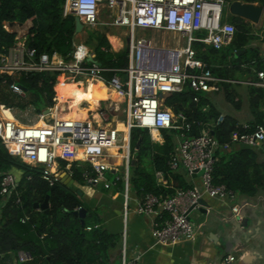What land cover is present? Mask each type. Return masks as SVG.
Masks as SVG:
<instances>
[{"label":"built area","instance_id":"built-area-1","mask_svg":"<svg viewBox=\"0 0 264 264\" xmlns=\"http://www.w3.org/2000/svg\"><path fill=\"white\" fill-rule=\"evenodd\" d=\"M103 2L112 10L115 24L129 30L127 68L109 69L90 62L95 55L84 44H76L72 58L66 61L56 53L38 55L36 49L25 45V39H18L8 55L0 56V73L58 71L66 83L103 82L126 100V119L123 121L126 130L105 124L108 119L103 114L65 118L57 107L40 115L44 122L42 126L22 124L4 117L2 110L9 112L11 109L0 106V138L12 156L32 168L42 167V177L51 186L64 184L67 175L74 179L76 169L86 187L117 190L124 198L126 210L133 202L137 214L153 218L152 237L156 244L194 242L199 227L193 223L191 215L203 207L201 200L209 198L226 202L233 213L240 216L239 195L223 184H216L213 176L217 152L228 150L230 143L220 144L204 126L196 134L194 128L202 124L189 119L184 112L175 113L166 105V98L183 92L188 86L197 103L201 95L218 90V83L227 82L216 77L211 67L197 58L193 46L202 43L221 50L232 43L236 28L224 21L225 10L230 4L227 0H66L64 15L73 14L85 25L96 26ZM138 30L175 33L180 37L179 42L186 41L185 46L157 48L151 40L139 38ZM106 73H113V76L107 79ZM259 78L258 83L245 84L264 87L263 72L259 73ZM11 89L15 94L25 95L24 90L16 85ZM223 118L221 116L219 122ZM133 128L178 132V146L171 155L170 168L185 169L191 180H195L193 176L197 180L201 173L199 185L178 188L171 197L152 193L141 197L136 193L132 195L130 133ZM231 142L261 148L264 127L258 125L252 133H234ZM20 175L9 172L5 176L1 191L4 202L16 190ZM156 180L161 186L168 184L162 172L156 173ZM125 256L122 264H139L138 258L129 261ZM30 259L27 252L18 254L21 263ZM235 259L229 256L226 262Z\"/></svg>","mask_w":264,"mask_h":264},{"label":"trees","instance_id":"trees-1","mask_svg":"<svg viewBox=\"0 0 264 264\" xmlns=\"http://www.w3.org/2000/svg\"><path fill=\"white\" fill-rule=\"evenodd\" d=\"M243 3H258L264 0H227ZM66 0H0V56L8 55L18 43L16 32L5 28L6 22H32L25 36V45L36 49L38 55L58 54L66 61L72 58L76 45V16L64 15ZM224 21L236 28L233 41L221 50L196 43L197 58L206 62L212 73L227 82L217 84L233 111L241 112L243 98L238 90L242 85L235 82L258 83L259 73H264V53L260 45V34L254 25L229 13L226 8ZM90 38L85 45L103 67L125 69L129 65L128 48L116 52L107 36L89 30ZM264 42V41H263ZM113 73H106L110 79ZM58 71L0 73V106L11 110L33 108L37 114L56 105L55 87L63 82ZM124 78L125 75L122 74ZM16 85L25 92L15 94ZM101 87V86H100ZM97 88L102 92L104 88ZM249 109L252 119L243 124L231 112H224L213 101L211 94L200 96L194 102V92L186 86L184 91L166 98V105L175 113L184 112L189 119L196 120L199 134L202 126L211 130L220 144L230 143L228 150H219L214 166V182L223 184L238 195L254 197L264 188V161L260 160L261 148L232 144L234 133H252L258 125L264 127V87L246 84ZM218 92V93H219ZM9 116L11 113L4 112ZM221 116L223 120L219 122ZM179 133L171 130L133 128L130 133L132 153L131 186L138 196L152 193L171 197L178 188L189 189L193 185L185 169L172 170L171 155L177 149ZM264 146V143L263 145ZM42 167L32 168L18 157L12 156L0 138V264H116L114 251L121 245L122 237L104 228L102 212L89 205L77 192V188L60 183L55 189L42 177ZM9 172H16L19 183L7 201H3L2 182ZM162 172L167 186L157 183L156 173ZM76 183L83 181L74 169ZM49 196V208L42 205ZM86 211L82 219L79 214ZM20 252H27L31 259L21 263ZM120 264V262H119Z\"/></svg>","mask_w":264,"mask_h":264},{"label":"crops","instance_id":"crops-1","mask_svg":"<svg viewBox=\"0 0 264 264\" xmlns=\"http://www.w3.org/2000/svg\"><path fill=\"white\" fill-rule=\"evenodd\" d=\"M254 26L260 28L259 31L264 35V17L260 24ZM31 27V21L5 23V28L8 31L16 32L18 39L21 41L25 39ZM108 38L114 51L124 50L123 41L120 38L114 35H109ZM113 39L117 40V44L113 43ZM260 41H257V45L261 46L264 53V40ZM85 81L86 83H84ZM88 82L92 84L91 92L101 95V98L99 95L97 98L99 106L100 102L104 100V90L107 86L93 80H83L80 85L85 89L86 85L84 84H88ZM238 83L245 84L246 82L241 81ZM60 84L62 82L57 84L56 87ZM72 85L73 88H76L75 83H72ZM99 87L104 88L101 93L97 91ZM73 88L69 90L70 94L67 99L65 98V103L74 96L77 97L74 101L78 99L80 91L75 93L72 91ZM74 101L71 102V105ZM82 103L88 104V102ZM248 122V120H244L243 123ZM260 152V160L264 161V146L261 147ZM193 177L195 180L188 177L192 185H199V175L197 180L196 176ZM78 189L83 192V188ZM99 191L104 190H97L88 186L87 191L83 194L93 198ZM108 192L111 201L109 198H101L104 203L102 218L104 228L107 231L119 234L122 237L120 247L113 253V259H118L120 264L123 262L124 254L129 261L138 258L139 264H264V188L254 197L239 195L237 204L241 208L240 216L233 213L228 203L206 198V205L195 210L191 215V218L193 216L196 222L194 224L199 227L196 241H185L176 245L156 244L152 237L153 218L137 214L135 211L136 205L133 202L126 210L125 201L122 202V195L117 190ZM245 219L248 220V227L243 226ZM126 229L127 233L125 234ZM229 256H234L235 261L227 263L226 258Z\"/></svg>","mask_w":264,"mask_h":264},{"label":"rangeland","instance_id":"rangeland-1","mask_svg":"<svg viewBox=\"0 0 264 264\" xmlns=\"http://www.w3.org/2000/svg\"><path fill=\"white\" fill-rule=\"evenodd\" d=\"M83 23V22H82ZM84 24V23H83ZM84 31L76 34V38H77V43L76 44H85L86 41L88 40V38H90V34H88L89 30H95L98 31L104 35L108 36L109 35H114L118 38H120L123 41V48L126 49L128 48V44H129V30L125 27H118L115 24V20L113 17V12L112 10H110L106 4V2H103L100 6V18H99V22L96 26H87L84 24ZM254 29L259 32L260 35V39L264 40V35L261 33L260 28L258 29L257 27L254 26ZM137 36L139 38H146L148 40H151L153 45L157 48H175V47H179V46H185V40H182V42L180 41V37L179 35H175V33H167V32H161V31H143V30H138L137 32ZM109 42L110 39L108 38ZM261 42V41H260ZM255 44H257V42H255ZM177 45V46H176ZM154 68V65L152 66ZM63 82H65L63 80ZM62 82V83H63ZM245 82V81H243ZM86 83V81L84 82ZM86 85V84H84ZM57 86V85H56ZM72 82H70V88L69 90H71L72 87ZM217 86V85H216ZM241 87L238 89L240 91V94L243 98V108L242 111L239 112H235L233 111V107L231 105H228L225 101V98L223 96L222 93H220L218 90H214L213 92H206L205 94H211L213 101L216 103V105H218L219 108H221L222 110H224V112H231L237 119H239L242 123L245 121H250L252 119V115L249 109V99H248V94H247V89H246V85L242 84L240 85ZM57 89H55L56 92V105L54 106V109L57 107L59 110L60 115L64 116V115H68L71 112L70 109V105L71 102L74 101L77 97L74 96L72 98H70L66 103H62L60 101V97L62 98H66L69 96V92H65V94L60 93V87H55ZM84 88L82 87V85L80 84H76V88H73L72 91L73 92H77V91H83ZM59 91V92H58ZM104 100L100 102L99 106H96V109H92L91 105L88 106V104H83L81 103L79 105L80 109H87V111L89 112V116L93 117V115H101L108 119L107 122L104 121L105 124L110 123L111 126H113L114 128H118V129H124V124H123V120L126 119V111H127V103L126 100L119 96L118 93L113 92V90H111L110 88H105L104 90ZM219 92V93H218ZM99 95V94H98ZM99 97L101 98V95H99ZM59 98V99H57ZM99 98V99H100ZM82 107V108H81ZM70 110V111H69ZM80 111V110H78ZM3 116L9 119H13L15 121H18L22 124H37L39 122H42L40 120V115L41 114H37L33 108H28L27 110H11L9 111V113H11L9 116L5 115L4 111L2 110ZM103 114V115H102ZM246 124V123H243ZM201 175V173L199 174V176ZM109 177V176H108ZM110 178V177H109ZM85 182L84 181H79L78 184H75V186H73L74 188H83V192L85 193L87 191V187L85 186ZM77 188V189H78ZM135 192L132 190V195H134ZM109 192L104 190V191H99L95 197L93 198H89L87 197L85 194L83 196L84 200L91 206H96L98 207L101 212L103 210V202L101 201V198L105 197V198H109V200L111 201V197H109ZM122 198V202L123 200V196ZM108 201V199H107ZM193 218V223L195 222L194 217ZM196 223V222H195ZM127 233V229L125 234ZM124 237V236H123ZM116 264H119V262L117 261Z\"/></svg>","mask_w":264,"mask_h":264},{"label":"water","instance_id":"water-1","mask_svg":"<svg viewBox=\"0 0 264 264\" xmlns=\"http://www.w3.org/2000/svg\"><path fill=\"white\" fill-rule=\"evenodd\" d=\"M229 13L232 16L241 18L253 25H258L261 23L263 17H264V7L258 3H243L241 1H234L232 2L229 7ZM84 24L82 23L81 19L79 17H76V30H75V34H78L82 31H84ZM90 62L96 63L97 65L101 66V63L96 61L93 57L90 58ZM48 109L45 110V113L48 114ZM75 183V180L70 177V176H66L64 177V185L66 187H72L73 184ZM57 186H53L52 189H55ZM78 194L80 196H83V192L78 189L77 190ZM200 204L202 206H205L206 203L205 201L201 200ZM43 209H47L49 208V196L47 197L45 203L42 205ZM204 211V210H203ZM82 217V219L85 218L86 216V211L85 210H81L79 213ZM248 220L245 219L243 221V226L248 227Z\"/></svg>","mask_w":264,"mask_h":264},{"label":"bare ground","instance_id":"bare-ground-1","mask_svg":"<svg viewBox=\"0 0 264 264\" xmlns=\"http://www.w3.org/2000/svg\"><path fill=\"white\" fill-rule=\"evenodd\" d=\"M175 35H177V34H175ZM113 43L114 44H117V40L113 39ZM175 48H178V47H175ZM100 83H103V82H100ZM69 86H70V82H68V83L63 82L62 84H60L59 87H60L61 96H62V94H65V92H69V88H70ZM91 88H92V84L90 82H88V84H86V86H85V89L83 91H80L78 93V99L73 102V105L70 106L71 111L70 110L69 111L71 113L68 114V115H66V116L64 115L65 118H86L87 117V112H88L87 110H80V111H78L80 109L79 105L82 102H88V104L91 105V108L93 110L96 109V106L98 105V100H97L98 95L92 93L91 92ZM111 90H113V89H111ZM113 92H115V91L113 90ZM60 98H61L60 101H61V104H62L65 101V98H62V97H60ZM43 124H44L43 121L37 123L38 126H42ZM118 130H120V129H118ZM124 130H126L125 126H124V129H121V131H124Z\"/></svg>","mask_w":264,"mask_h":264}]
</instances>
